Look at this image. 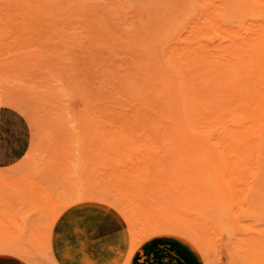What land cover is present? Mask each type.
Segmentation results:
<instances>
[{
    "label": "rangeland",
    "instance_id": "rangeland-1",
    "mask_svg": "<svg viewBox=\"0 0 264 264\" xmlns=\"http://www.w3.org/2000/svg\"><path fill=\"white\" fill-rule=\"evenodd\" d=\"M4 1L7 4L10 0ZM41 1L45 3L50 2V4L55 3L56 6H63L64 9L71 6L83 7L85 4H88L85 6L89 8L91 6V9H96V13L99 14L92 17L78 13L77 11L72 16L66 13L68 17L52 16L54 14L50 13H45L49 17H45L42 14H30L31 20L23 21L22 23L26 24L20 27H14L11 21L2 20L5 28L4 33L10 32V36L4 34V37H2L3 33L0 31V40L1 38H6L0 42V55L2 56L0 60L3 61L2 64L0 61V66H4L3 68L0 67V69H5V72H1L0 70V94H7L9 91L10 93L8 94L13 95L14 93L11 94L13 91L17 92L14 94V97L22 99L23 103L32 110L34 117H36L32 123L27 120L34 143L30 151L27 150L23 155L26 160L32 157V162H34L33 167L31 168L26 165L22 159L12 165L6 166L4 164L11 156L0 157V236H5V231H13L17 225L23 223L26 220V216L31 213L32 209L30 206L34 203L38 204L33 205L32 211L34 212L36 210L34 207L40 206V204L44 207L47 206L46 209H48L50 207L48 203L52 205L53 199L58 196L59 191L57 190L66 188V184L70 185V181L74 183H71L74 185L73 188L79 187L80 184L84 183L85 186L91 188V190L89 189L90 191H87L88 188L85 189L86 187H77L76 189H83L88 193L94 188V186L89 185L90 182L95 181L108 186L106 188L108 190L103 186L97 189V187H100L97 186L94 188V191L103 194V196L109 195V198L116 202L115 197H118L117 199L123 198L121 199L123 205L125 204L129 209L131 208L128 205H133L131 206V211L134 212L136 219L144 211H161L164 205H166L165 209H175L179 214L178 209H187L182 217L188 219L191 224L196 222L194 225H197L204 220L201 223L203 225H199L204 231L205 228L209 227L206 225L213 227L211 228L212 230L208 228L209 230L206 231L208 233L206 235L208 249H210L207 257V261L210 260V263H206L234 264L228 251H233V249L238 247L236 245L238 242L235 240H237L236 238L239 235L233 234V228L222 224L217 220V216H222V204L227 196L226 188L228 181H231L236 176L235 170L228 169V166L231 164L233 166L236 165L235 157L229 153L219 152L214 145L203 150H184V148L176 147L180 144L185 146L186 142H175L161 137L159 134L158 118L154 115L140 116L136 114L139 110L133 109L100 110L97 109L96 105H92L94 100L90 101V104H86L88 105L86 107L82 95L79 92H71V90L66 89V85L71 84L76 86L75 79L78 82H82L81 84L84 87L88 86V82L98 84L95 80H101L99 83L104 85L105 76L103 77L102 75L108 71L113 74L117 72L132 73V71L134 73L139 69L137 66L139 63L143 67L141 71L163 67L166 71L169 69L172 73H208L217 67L237 69L245 64H254L258 56L264 52V46L261 48L262 45H258L261 41L260 36L264 33V6L256 4L253 0H245L249 5L248 10L246 6L242 8V6L235 4L229 8L213 12L211 9L213 7L211 6L215 2L217 3L215 0H206V3L210 7L205 11L200 9V3L198 4L195 0H35L37 4H40ZM206 3L203 6H206ZM11 4L16 5L13 2ZM105 4L107 5L105 6ZM108 16L110 19L106 18ZM108 21L113 23L115 29L117 28L115 34H113L112 30L108 31L109 36L112 37L111 39L103 36V32L101 31V29H105L106 31L107 28H110L107 25ZM119 23L125 26L120 27ZM60 32L75 35V37H71V35L66 34L70 37L66 39L73 45V51H70L66 46H62L65 45L63 44L65 41L62 42L61 37H54L55 33L59 34ZM153 33L154 35L158 34L157 40L153 37ZM76 35H80L82 41L79 40L80 36ZM137 38L140 41L142 40L141 42L145 40L143 44H140V47L146 50L144 55L136 51L134 52L132 49H123V46L113 45L116 43L111 42L113 40L114 42L117 41V43L120 41L129 43L134 40L136 41ZM98 44L103 45L100 52H97L95 49ZM151 46L154 49L148 52ZM52 48L64 51L67 58L63 59L61 57L60 59L55 54L59 50H55L54 52ZM110 48H114L112 56L109 55ZM28 50H34V53L37 52L35 54L38 56L35 54L33 56H42V58H38V62L34 61L36 57L30 60L29 56L31 54L27 53L32 52H27ZM41 51L42 53L39 54ZM19 52H21L20 55L24 54L22 56L25 57L22 58H25V60H22L18 56H12L15 60H18L16 62L9 53L17 55ZM7 53L8 57L4 59ZM52 54L55 55V58L58 57L56 58L57 60H54L55 58H53ZM44 55L48 60L52 59L55 62L43 61L45 62L43 63L44 65L38 66L39 62L47 59ZM8 59L13 65H10ZM31 61L34 62L32 63ZM26 62L28 63L27 65L25 64ZM46 62L47 64H54L47 65ZM65 63L68 67H72V69L69 68L73 71V78L75 77V79L66 77L71 73V70H66ZM29 64L32 65L29 66ZM55 64H60V68H64L60 70L59 65H56L57 67H50L55 66ZM11 66L14 67L10 68ZM13 69L15 72H10ZM39 70H45V72ZM34 71H37L36 74L40 77H36ZM39 72L41 73L39 74ZM58 72H61L64 77H61V73ZM99 72L100 74L103 73L99 75L100 77L97 76ZM14 75L15 78H13ZM16 75L19 76L16 77ZM43 75H46V77L44 76L46 79L43 78ZM23 76L29 77L26 79ZM96 76L99 78L94 79ZM38 78H41L43 81H40ZM100 78H103V80ZM47 80H49L51 86L47 84ZM69 80L70 82L67 83ZM9 81H12L11 85L13 83L17 84L14 85L16 88L12 87L16 90L12 88L8 90L6 84L9 83L10 85L11 82ZM36 83L37 85L40 84L39 88L36 86ZM94 84L91 86L102 87L100 84ZM67 86L71 87L70 85ZM91 86L89 87L91 88ZM21 88L24 89L21 91ZM27 88H31L29 91H35L28 92L26 91ZM51 88H54V90L58 89L59 91H54L51 94L50 92L53 91ZM37 92L41 96L43 95V97L39 94L33 95V93ZM46 92H49L47 96L52 95L56 97H50L49 100L48 98L45 99L44 97L46 96L44 94ZM57 94L61 97L59 96L58 98ZM40 97L44 98V100ZM33 98L40 99V101H35ZM50 99L52 101L58 100L59 103H57L58 101L52 103ZM46 102L51 108L48 107ZM36 103H39V105ZM43 103L44 105H42ZM46 108L49 110L47 111ZM59 110H62V114L61 112H57ZM15 111L24 118L19 110L15 109ZM76 115H81L83 120L81 124L76 119ZM21 116L19 119H21ZM13 120L16 119H8L6 123L15 128L17 125ZM5 130H8V126L5 127ZM16 138L22 142L23 138L21 136H16ZM21 150L22 148L19 149L20 152ZM59 182H62L63 186L64 184L66 186L59 185ZM58 185L60 187H57ZM84 185L82 184L81 186ZM158 191L163 194L161 195ZM28 193L29 195H27ZM40 194H45L46 196L42 197ZM122 194H125V196ZM31 195H36L37 197L32 196L34 203L32 202L33 200L28 198ZM23 197L25 200L28 198L27 200H30L32 204H28L27 202L29 201L25 202L24 199L22 200ZM176 197L177 199H174ZM36 199L37 202H35ZM39 200L40 202L42 200L46 201L38 203ZM150 200L151 203L149 202ZM174 200H182L181 203L184 202L186 204L179 203L176 206L173 202L171 205V202ZM14 201H17L21 205L24 202V207L16 202L20 206L16 208ZM128 201L131 202L128 203ZM191 204L196 206L192 205L190 207ZM142 205L145 206V209H140L144 207ZM22 207L27 209V211L25 209V212L22 211ZM14 209L19 210L13 213ZM100 210L106 212L103 209ZM201 210L202 212H200ZM189 212L191 215H189ZM17 213H21L20 218L24 215L21 221ZM106 213L111 215L108 212ZM30 215L31 217L34 216V214ZM6 216L10 218L9 221L11 220L9 224H7L9 221H6ZM13 216L14 218H12ZM15 216L18 219H15ZM111 216L121 224L116 217ZM197 217L202 219H197ZM195 219L197 221H194ZM207 219L209 220L207 221ZM16 220L20 221V223ZM42 226H46L45 223ZM124 233L128 238V231L126 229H124ZM155 237H168L179 240L190 249L188 252L195 259L194 264H206L204 259L185 240L172 235ZM26 240L30 239L26 238ZM26 240L25 242H27ZM40 240L37 245L41 247L44 241L42 238ZM33 243L34 241L30 240V244L32 245ZM229 243H232L233 247ZM51 245V252L54 256L53 231ZM34 248H37V246L34 245ZM35 250L33 249L34 252ZM40 252L36 251L39 255L40 264H50V262L47 263L49 260L47 257L45 258V252Z\"/></svg>",
    "mask_w": 264,
    "mask_h": 264
},
{
    "label": "bare ground",
    "instance_id": "bare-ground-1",
    "mask_svg": "<svg viewBox=\"0 0 264 264\" xmlns=\"http://www.w3.org/2000/svg\"><path fill=\"white\" fill-rule=\"evenodd\" d=\"M195 1L198 4L200 3L199 4L201 5L200 9H202L203 11H205L208 7H210L206 3V0H199V1L195 0ZM215 1H217L218 4L215 2L214 5L216 4L217 5L215 7L214 5L211 6L213 7L211 8L213 12H216L219 9H226L227 7L229 8L230 6H233L235 4H237L238 6L239 5L242 6V8L243 6H246L247 10L249 7L248 3H246L247 1L245 0H215ZM253 1L262 7L264 6V0H253ZM11 2L15 3L16 5H12ZM205 3L206 6H203V4ZM106 5L107 4H105V6ZM84 6L83 7L71 6L68 7L67 9H64L63 6H56L55 3L50 4V2L45 3L43 1H41L40 4H37L35 0H10L6 4L4 0H0V31L3 33V34L1 33L2 34L1 36L4 37L3 36L4 34L9 35L10 33V32L4 33L5 28L2 20L8 22L11 21L12 24H14L13 25L14 27H20L26 24V23H22L23 21L26 22V20L27 21L31 20L30 14H37V15L42 14L45 17H49L45 13L54 14L52 16L68 17L66 13L72 16L74 15L75 11L90 17L97 16L99 14L96 13L97 12L96 9H91V6L90 8ZM106 18L110 19L109 16ZM107 25H109L110 28L109 29L107 28L106 31L105 29L104 30L101 29V31L103 32L102 33L103 36L111 39L112 37L109 36L108 31L112 30V32H114L113 34H115L117 32L116 31L117 28L115 29L111 21H108ZM119 26L121 27L125 25L119 23ZM66 34L71 35V37H75V35L73 34L70 33H66ZM66 34L61 32L59 34L55 33L54 37L56 36L61 37L62 42L65 41L63 42V44L65 45L62 46L64 47L66 46L70 51H73L74 50L73 45L70 44L71 42L69 43L68 39H66L70 37L67 36ZM76 36H80V35H76ZM157 36L158 34L154 35L153 33V37H155L156 40L158 39ZM2 39H6V38H1V40ZM81 39L82 37L80 36L79 40ZM1 40L0 42H2ZM260 40L261 41L258 43V45H262L261 48H263L264 33L261 34ZM141 41L140 39L137 38L136 41L134 40L133 42H129V43H125L121 41L117 43V41L114 42L113 40L111 42L116 43L113 45H119V46L121 45L120 47L123 46L122 47L123 49L124 48L132 49L134 52L136 51L139 54L144 55L146 50L140 47V44L141 43L143 44L145 40L144 42ZM102 46L103 45L101 44L96 45L95 49L97 50V52L98 51L100 52ZM153 49H154L153 46L149 47L148 52L153 51ZM53 50L54 52L55 50L56 51L59 50V52L55 54H57V56L60 59L61 57H63V59L67 58L65 57L64 51H61L60 49H53ZM109 51H110L109 55L112 56L114 48H110ZM27 52H32V53H27V54H31V56H29L30 60L36 57V59L34 60L36 62L38 58H42V56L37 57L38 55L35 54L37 52L34 53V50H28ZM41 53L42 51L39 54ZM46 53L45 55L47 56ZM9 54L11 57L18 56L22 60H25V58H22L25 57L22 56L24 54L20 55L21 52H19L17 55L16 54L13 55L14 53H9ZM34 54L37 56H33ZM52 56L53 58H55V55L52 54ZM0 57L2 59L1 55ZM7 57H8V53L4 59H6ZM56 58L54 60H57ZM12 59H14V61L17 60V59L15 60V58L13 57ZM54 60L53 61L52 59L48 60L47 58L45 60H42V62H39L37 65L42 66L44 65L43 63H45L43 61L55 62ZM0 61L2 64L3 61L2 60ZM59 61L61 62V60ZM8 62H10L9 59ZM27 62L25 63L26 65L28 64ZM56 63H58V61H56ZM49 64L53 65L54 63H49ZM10 65L13 64H11L10 62ZM30 65L32 64H29V66ZM56 65H59L60 70L64 68V67L60 68L61 67L60 64H55V66H50V67H57ZM29 66L28 68H30ZM65 66L67 71H70L72 69V67L69 66L71 68L70 69L66 65V63ZM137 66L139 67V69L134 73L132 71V73L117 72L113 74L110 71H108L107 73L104 72L106 75L105 74L102 75L103 73L100 74L99 72L97 76L99 75H102L103 77L105 76L104 77L105 83L102 82L104 83V85L103 84L101 85V83H99L101 80L100 81L95 80L98 82V84H100V86H102L101 88H99L98 86H91L92 84H94L91 82H88V86L84 87V85L81 84L82 82L80 81L78 82V80L75 79V77L73 78L74 73H72L73 71L71 70L70 72L72 74L69 73V75L66 77H72L73 79L76 80L77 84H75L76 86L67 84L70 85L71 87H68L66 85V89L71 90V92H79V94L82 95L86 107L88 106L86 104H90L91 103L90 101L94 100L92 105L93 106L96 105L97 109L100 110L133 109V110H139L136 114L140 116L154 115L156 118H158L159 129H160L159 134L161 137L171 139L175 142H186L185 146H182V144H180L176 147H181L182 149L184 148V150L185 149L203 150L204 148L214 145L219 152L229 153L231 154V156L235 157L236 165L233 166L231 164L230 166H228V169L235 170L236 176L231 181H228V186L226 188L227 196L225 197V201L222 204L223 205L222 216L221 215L217 216V220L227 227H232L234 230L233 234L239 235L236 238L237 240H235L236 242H238V244H236L238 245V247H236L235 249L232 248L233 251H228V253L230 252L231 254V258L234 261V264H264V52H262L258 56L254 64H245L244 66H240L237 69L217 67L215 69L210 70L208 73H188V72L172 73L169 69H167L166 71V69H164L163 67H157L156 69L153 70L151 69L149 71H141V68H143L142 65L139 63ZM0 67L3 68L4 66H0ZM12 67L14 66H11L10 68ZM0 70L1 72H5V69H0ZM22 71L24 72V70ZM39 71L45 72V70H39ZM10 72H15V71L13 69V71ZM41 72H39V74ZM36 73L37 71H34L36 77H40L39 75L37 76ZM24 74L26 73L24 72ZM19 75H16V77ZM44 76L46 77V75H43V78L46 79ZM60 76L64 77L62 76V73L60 74ZM97 76L94 77V79L100 77ZM23 77L28 79L29 76L28 77L23 76ZM13 78H15V75L13 76ZM18 79L20 78L18 77ZM38 79H40V81H43L41 80V78ZM100 79L103 80V78ZM49 80H47L48 82L47 84L51 86ZM70 80L67 83H69ZM9 82H11L10 85L9 83L6 84V86H8V90H10L12 87L16 88L14 87V85L17 84L13 83V85H11L12 81ZM98 84H94V85H98ZM39 85H37L36 83V86L38 88L40 87ZM49 86H47V88H49ZM89 86H91V88ZM18 87L17 89H19ZM87 87H89L90 89L88 88L89 89L88 90ZM22 89L24 88H21V91ZM29 89L31 88H27L26 91L28 92L35 91V90L29 91ZM51 89H53V91L49 90L51 91L50 92L51 94L52 92L58 90V89L54 90V88ZM8 93L10 92L8 91ZM8 93L0 94V122L4 124L0 127V148L3 147L0 149V157L16 156L18 153H20L19 149L23 148L22 147L23 143L16 138V136H21L23 138V129L19 126H16L14 128L13 126H9L6 123V120L8 119L15 118L17 120L21 116V114L19 115L17 111H15V109L19 110L24 116V118H26V120H28L30 123H32L33 119H35L36 117V116L34 117L32 110L23 103L24 101H22V99L20 98L17 99L14 97V94L17 92L13 91L11 93V94L14 93L13 95H9ZM47 93L49 92H46L44 94V96H46L44 97L45 99L48 98L49 100L50 97H56L52 95L47 96ZM35 94H39V93L38 92L33 93V95ZM59 94H57L58 98L60 96ZM39 95L41 96V94ZM41 97H43V95ZM44 98L41 99L44 100ZM35 101L39 102L40 99L39 100L35 99ZM56 101H52V103ZM57 103H59V101ZM36 104L39 105V103ZM46 104L48 105L47 102ZM42 105H44V103ZM59 105L61 106V104ZM85 106H83L84 109H86ZM48 107L51 108L50 105H48ZM62 107L64 108V106ZM46 110L48 111L49 109L46 108ZM57 112H61L62 114V110H59ZM51 113L53 112L51 111ZM76 119L80 121V124L83 122L81 115H76ZM6 126H8V130H5ZM33 143H34L33 139L31 138L28 151H30V148ZM31 158L26 160V158L22 157L21 159L25 162L26 165L32 168L34 162H32ZM87 182L89 183V181ZM71 183L74 184L71 181H70V185L66 184L68 186L67 188L65 184L63 186V183L59 182V185H62L63 187L66 186V188H63V190L62 188H60L61 190H57L59 191L58 196H56L57 198L55 197L57 200L54 198L52 205L51 203H48L50 206L48 209H46L47 206L44 207L41 206L42 204H40V206L34 207V209L36 208L35 212L32 211L33 205H38L37 203H34V199L32 196H34L35 198L37 197L36 195H31V197H28L31 200H33L32 202L34 203L33 205L30 206L32 210L29 208L31 210V213H29V215L26 216V220L23 223H20V221L21 218L24 217V215L21 216L20 218L21 213L20 214L17 213L20 221L18 220L16 221H18L20 225H17L15 230L13 231L11 230L5 231L6 232L5 236L3 235L0 236V253H6V254H12L18 256L23 260H25L28 264H40L39 255L38 253H36V251L38 252L41 251L40 253H42L43 251V253L45 252L44 253L45 258L47 257V259L49 260V261L47 260L48 261L47 263L50 262V264H57L51 252V233L56 220L58 219L60 214L69 207L82 203H95L110 208L116 215L119 216L124 226L128 230L129 245H128L126 264H128L130 257L134 253L136 247L141 242H143L144 240L148 239L151 236L158 234H172L186 240L196 250V252L204 259L205 263L210 261L209 258H208L209 261H207V257L209 255L208 253L210 252V249H208V239L206 236L208 235V233H206V231H208L209 229L212 230L211 228L213 227L210 225H206L209 226L208 227L209 229L205 228L204 231L201 227L203 225L201 223H203L202 221L204 220H202L201 223L197 225H194L196 222L191 224L190 221H188V219L182 217V215L185 214L187 209L185 208L178 209L180 212L179 214L177 210L175 211V209H171V210L165 209L164 207L166 205H164L162 206L161 211L158 212L144 211L136 219V217H134V212L131 211L132 209L131 206L133 205H128V207H130L131 209L127 208L126 205L125 204L123 205L122 203L121 199L123 198H119L120 199L119 200L117 199L118 197H115L117 200L116 202L115 200H111L109 198V195L103 196V194L94 191V188L97 186H100L97 187V189L102 188V186L106 189L108 186L102 185V183L99 184L98 182L95 181L90 182L89 185L92 187L94 186V188L91 192L88 193L83 189L77 190L76 189L78 187L77 185L76 188H73L74 185H72ZM82 184L84 185V183ZM82 184H80L79 186L80 188L81 187H86L85 189L88 188V186L85 185L81 186ZM59 185L57 187H60ZM89 189L91 190V188L89 187L87 191H90ZM159 193L161 195L163 194L161 192ZM27 195H29V193ZM122 195L125 196V194ZM40 196L43 197L46 195L40 194ZM23 199L25 200L24 197L22 198V200ZM27 199L25 200V202L29 201L27 203L32 204L30 203V200ZM174 199H177V197ZM17 201L19 202V200ZM43 201L46 200H42L41 202ZM16 202L14 201V203ZM35 202H37V199ZM41 202L40 200L38 201V203ZM118 202H120V204H118ZM130 202L128 201V203ZM149 202L151 203V200ZM173 202L176 205L181 203L182 200H178V201L174 200L171 202V205L173 204ZM17 203L14 204L16 205V208L20 207L19 205H21L19 203H18L19 205H17ZM22 203L23 205L25 204L24 202ZM193 203L195 204V202ZM192 205L193 204H191L190 207ZM166 208H170V207H166ZM24 209L25 208H23L22 210L20 208V210L22 211H24ZM140 209H145V206ZM17 210L19 209H14L13 213H16ZM25 211H27V209H25ZM200 212H202V210ZM30 214H34V216L31 217ZM189 215H191L190 212ZM7 217L8 216H6L7 219L6 221H9L10 218ZM193 217L195 218V216ZM12 218H14V216ZM15 219H18L17 216H15ZM197 219H202V218L197 217ZM208 220L209 219H207V221ZM10 221L7 222V224H9ZM194 221L197 220L195 219ZM44 223L46 225L44 226L45 228L42 226ZM26 238L34 241V243L31 245L30 240H26ZM41 238L43 239L44 244L41 245L40 247V245L38 246L37 243H39L38 241ZM24 239L27 242H25ZM232 243L229 244L232 245ZM34 245L37 246V248H34ZM33 249L34 250L36 249L35 252L33 251Z\"/></svg>",
    "mask_w": 264,
    "mask_h": 264
},
{
    "label": "crops",
    "instance_id": "crops-1",
    "mask_svg": "<svg viewBox=\"0 0 264 264\" xmlns=\"http://www.w3.org/2000/svg\"><path fill=\"white\" fill-rule=\"evenodd\" d=\"M13 122L23 129V148L4 164L6 166L18 162L31 142L27 120L21 116V119ZM2 125L0 122V127ZM99 208L116 217L122 225ZM53 228V254L57 264H126L129 235L127 238L124 233L126 227L119 216L106 206L82 203L69 207L60 214ZM160 235L172 234L154 235L141 242L128 264H194L195 259L188 252L190 249L182 242L168 237H155ZM0 264L28 263L18 256L0 253Z\"/></svg>",
    "mask_w": 264,
    "mask_h": 264
}]
</instances>
